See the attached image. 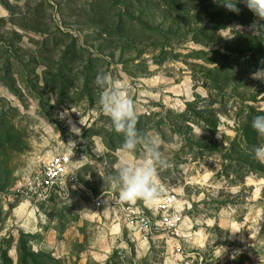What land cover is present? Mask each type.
<instances>
[{"label": "rangeland", "instance_id": "rangeland-1", "mask_svg": "<svg viewBox=\"0 0 264 264\" xmlns=\"http://www.w3.org/2000/svg\"><path fill=\"white\" fill-rule=\"evenodd\" d=\"M237 7L0 0V264L167 261L164 241L138 243L110 209L93 205L91 190L109 187L125 159L124 137L98 104L100 72L127 85L137 127L159 141L171 165L160 182L190 202L203 264H260L264 163L252 148L264 138L251 122L264 114V82L251 73L264 67V34L252 35L258 18ZM70 145L83 164L68 197L16 193L33 168ZM142 156L140 148L127 159Z\"/></svg>", "mask_w": 264, "mask_h": 264}, {"label": "built area", "instance_id": "built-area-1", "mask_svg": "<svg viewBox=\"0 0 264 264\" xmlns=\"http://www.w3.org/2000/svg\"><path fill=\"white\" fill-rule=\"evenodd\" d=\"M82 164V155L75 145L59 149L38 168H33L15 191L39 200H48L54 194L66 198L77 186ZM92 196L94 207L100 210L105 205L110 209L117 216L118 224L126 226L138 243L164 241L168 251L165 264H194L195 261L203 264L201 248L194 244L192 224L186 214L190 202L182 199L180 192L166 189V196L154 207L146 206L142 201L129 204L119 200V188L111 181L109 187L96 196L92 193Z\"/></svg>", "mask_w": 264, "mask_h": 264}, {"label": "clouds", "instance_id": "clouds-1", "mask_svg": "<svg viewBox=\"0 0 264 264\" xmlns=\"http://www.w3.org/2000/svg\"><path fill=\"white\" fill-rule=\"evenodd\" d=\"M241 2L258 18L249 26L252 35L264 34V25L259 23L264 20V0H220L222 6L237 13V4ZM240 27L235 25L229 28L239 31ZM261 65H264V60ZM251 78L264 82V67L252 72ZM94 83L100 89L98 104L101 110L110 118L114 130L124 137L121 150L125 159L117 165V175L113 178L114 184L119 186V200L129 204L142 201L146 206L154 207L166 196L159 173L169 168L170 162L161 151L159 141L137 127L138 110L127 85L106 72L98 73ZM251 127L258 137L264 138V114L254 116ZM140 148L143 149L140 160L127 159L129 154L136 153ZM252 153L255 159L264 163V142L254 145ZM216 256L219 259L223 255L217 252ZM259 259L260 264H264V257L259 256Z\"/></svg>", "mask_w": 264, "mask_h": 264}, {"label": "crops", "instance_id": "crops-1", "mask_svg": "<svg viewBox=\"0 0 264 264\" xmlns=\"http://www.w3.org/2000/svg\"><path fill=\"white\" fill-rule=\"evenodd\" d=\"M110 181H113L112 179H110ZM110 184H111V182H110ZM91 194L93 193L94 194V192L91 190V192H90ZM113 215V217L117 220V216L115 215V214H112ZM226 250L228 251V248H226Z\"/></svg>", "mask_w": 264, "mask_h": 264}]
</instances>
